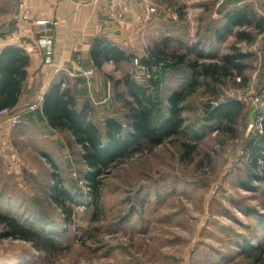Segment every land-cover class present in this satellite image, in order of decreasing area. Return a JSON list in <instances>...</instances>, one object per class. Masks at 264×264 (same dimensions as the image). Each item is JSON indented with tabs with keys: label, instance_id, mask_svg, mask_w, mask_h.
<instances>
[{
	"label": "rangeland",
	"instance_id": "374dc122",
	"mask_svg": "<svg viewBox=\"0 0 264 264\" xmlns=\"http://www.w3.org/2000/svg\"><path fill=\"white\" fill-rule=\"evenodd\" d=\"M141 5L142 52L87 98L89 118L100 128L106 117H115L127 129L117 94L130 97L123 83H116L125 73L147 86L163 111L166 97L186 88L188 69L139 62L147 48L167 40L169 51L196 49L205 60L216 59L235 41L237 27L217 37L228 13L248 6L264 17V0H144ZM238 46L250 53L246 86L236 87L237 76L225 78L218 98L200 86L182 104L184 125L200 137L182 131L152 151L124 156L103 171L97 200L85 183L81 149L68 132L6 113L10 130L0 135V213L56 244L37 249L19 237H3L0 226V264H264V254L259 262L246 255L255 254L264 239V179L247 150L252 139H264V31L255 30L250 46ZM231 98L244 103L234 136L204 129L213 124L205 120L204 104ZM183 138L196 144L189 156L180 145Z\"/></svg>",
	"mask_w": 264,
	"mask_h": 264
},
{
	"label": "trees",
	"instance_id": "16d2710c",
	"mask_svg": "<svg viewBox=\"0 0 264 264\" xmlns=\"http://www.w3.org/2000/svg\"><path fill=\"white\" fill-rule=\"evenodd\" d=\"M226 18L223 27L217 28L218 38L226 32H231L233 27L238 29L230 49L219 58L205 60L196 49L184 52L169 51L166 49L167 40L147 48L145 55L140 58L139 62L147 68L159 64L164 67L168 65L172 69L186 68L190 72L186 88L174 91L166 97L165 111L161 107L162 101L149 94L147 86L131 80L129 74L116 80V83H123L130 97L123 98L122 94H117L118 100L126 108V130L115 117H106L103 120V128H100L89 118L90 105L85 103L78 108L70 89H62L60 84L48 89L42 101V114L52 129L68 132L80 147L82 161L88 171L85 183L96 200L99 197L103 171L115 167L124 156L130 158L142 150L152 151L163 142L179 137L182 131L191 133L195 138L200 137L197 129L192 130L184 125L185 118L181 116L183 102L200 86H204L214 99L218 98V86L225 78L233 80L237 76L240 82L236 87L243 89L246 86L248 76L243 71L247 67L245 61L250 57V53L242 51L238 45L244 43L250 46L253 43L255 30L264 31V17H256L251 8L241 6L228 13ZM191 53L194 57L189 56ZM9 57L6 59V65L0 68V109H9L17 103L25 78V70L22 67L26 64V57L17 53ZM92 57L99 65L100 60L104 58L124 61L131 60L133 55H126L108 44L100 46L99 43L92 50ZM151 82L155 83V80L151 79ZM203 107L205 120L213 122L212 125L206 124L204 129L234 136L236 120L244 109L243 102L231 98L216 105L205 103ZM260 125L264 136V112ZM180 143L186 156L196 147L195 143L186 138ZM247 150L250 152L251 166L258 168L264 179V139L256 142L252 139L247 144ZM257 161H260V164ZM63 191L59 193L64 194ZM0 226L3 237H19L29 241L37 249L55 247L56 241L53 238L44 237L26 227L14 216L0 213ZM255 251V254L246 255L259 262L264 254V239L255 246Z\"/></svg>",
	"mask_w": 264,
	"mask_h": 264
},
{
	"label": "crops",
	"instance_id": "0c3cea01",
	"mask_svg": "<svg viewBox=\"0 0 264 264\" xmlns=\"http://www.w3.org/2000/svg\"><path fill=\"white\" fill-rule=\"evenodd\" d=\"M143 1L129 0L123 15L117 17L103 0H0V68L16 53L26 57L21 91L17 103L8 109V115L20 122H40L52 129L42 114V101L55 84L70 89L78 108L89 104L90 92L94 94L105 88L117 67L130 64V60L116 61L108 57L98 65L92 57L96 44H108L126 55L142 52L137 42V25L143 14ZM23 7L33 18L53 22L52 46L47 54L37 45L36 26L15 18ZM47 55L49 61L45 59ZM88 69L92 73L84 75L82 71ZM8 115L0 116V135L10 130Z\"/></svg>",
	"mask_w": 264,
	"mask_h": 264
},
{
	"label": "built area",
	"instance_id": "2783aa9c",
	"mask_svg": "<svg viewBox=\"0 0 264 264\" xmlns=\"http://www.w3.org/2000/svg\"><path fill=\"white\" fill-rule=\"evenodd\" d=\"M108 9L113 12L117 17H121L125 10L128 7L129 0H103ZM151 10H148L146 13L149 15ZM16 19L26 20L29 24L36 26L37 28V45L40 50L44 51V54H47L52 46V34L51 26L53 22L49 19H35L31 16L30 11L23 7L22 12L15 16ZM1 24V21H0ZM46 61H49L48 55L46 56ZM136 59V58H135ZM84 75H89L92 73L91 69L82 71ZM8 112V109H0V116L5 115Z\"/></svg>",
	"mask_w": 264,
	"mask_h": 264
},
{
	"label": "water",
	"instance_id": "95a60500",
	"mask_svg": "<svg viewBox=\"0 0 264 264\" xmlns=\"http://www.w3.org/2000/svg\"><path fill=\"white\" fill-rule=\"evenodd\" d=\"M255 109H256V108H255ZM252 113H253V112H251V114H250V119H251V117H252Z\"/></svg>",
	"mask_w": 264,
	"mask_h": 264
}]
</instances>
